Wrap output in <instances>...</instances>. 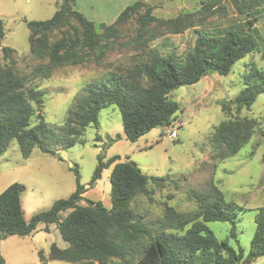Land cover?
I'll list each match as a JSON object with an SVG mask.
<instances>
[{
  "label": "trees",
  "instance_id": "trees-1",
  "mask_svg": "<svg viewBox=\"0 0 264 264\" xmlns=\"http://www.w3.org/2000/svg\"><path fill=\"white\" fill-rule=\"evenodd\" d=\"M218 1L208 0L200 10H208ZM233 2L240 13H253L252 17L242 25L216 28L213 33L196 30L193 46L184 55L149 47L147 40L154 38L151 25L155 23L157 29L163 28L167 33H181L199 26L200 17L184 12L159 19L151 13L154 7L142 0L124 7L111 24L100 23L98 30L77 9L76 0H59L48 19L25 20L31 55L48 62L34 65L30 73L20 72L15 50L1 46L5 62L0 67V156L13 139L24 157L33 148L45 153L53 152L58 145L68 148L86 126H98V112L109 104L117 105L125 137L130 142H136L153 128L171 126L180 108L169 98L172 90L194 84L210 72L227 74L237 60L260 52L264 38L255 22L264 11V0ZM133 18L138 25L133 46L139 53L132 56V65H119L116 70L107 71L100 83L83 87L59 130L47 125L42 113L35 109L42 107L44 91L33 84L34 79L48 77L57 67L81 64L91 55L94 59L102 57L110 39L119 31L118 26ZM3 22L0 18V40L5 33ZM261 92L264 69L252 67L239 94L221 104L228 118L214 128L210 137L218 158L235 155L260 128L255 119L238 114L243 108L248 109ZM110 166L111 207L84 199L86 188L80 183L76 168L75 189L29 219L24 217L21 207L24 186L17 182L8 185L0 192V240L10 235H30L44 223L45 230L54 224L68 244L61 248L52 242L48 259L68 264H242L264 257V205L256 208L255 231L245 255L241 247L236 250L226 238L218 239L206 225L213 221L229 222L230 236L237 242L239 210L244 208L228 200L216 185L211 193L194 191L197 207L193 212L178 213L167 206L164 221L150 228L134 212L131 202L139 194L151 198L149 181L161 188L167 177L148 176L129 159L112 156L104 160L98 155L90 184ZM63 212L66 213L62 215ZM39 261L37 264L46 263L41 254ZM0 264H4L1 255Z\"/></svg>",
  "mask_w": 264,
  "mask_h": 264
},
{
  "label": "rangeland",
  "instance_id": "rangeland-1",
  "mask_svg": "<svg viewBox=\"0 0 264 264\" xmlns=\"http://www.w3.org/2000/svg\"><path fill=\"white\" fill-rule=\"evenodd\" d=\"M29 1L34 10L27 9L28 13L24 16L27 20L50 18L57 8L55 3L58 2ZM102 1L91 11L92 19L89 18L95 23L97 30L100 23L111 24L116 19L117 12L119 14L124 7L136 0ZM142 1L154 7L151 13L159 19L176 17L184 12L200 17L199 26L187 28L181 33H167L163 28L157 29L155 23L151 25L154 38L147 40L149 47H155L161 52L175 51L178 55L190 51L196 30L213 33L216 28L242 25L253 15L240 13L233 0H219L203 11L200 9L208 0ZM41 3H49L44 5L48 7V13L43 12ZM19 5L26 6L25 0L14 3L7 0L0 7L7 12L5 17H0L4 21L5 32L4 38L0 40V67L5 62L1 46L7 45L15 50L16 68L20 72L30 73L34 65L45 64L48 60H39L31 55L26 19L20 18L22 15H13V6ZM143 10L144 8L141 12ZM255 26L264 38V11L256 20ZM118 27L119 31L110 39L111 43L102 57L94 59L95 56L91 55L81 64L57 67L48 77L34 79L33 84L44 91L42 107L35 106V109L42 113L47 125L59 130L70 105L83 87L90 83H100L107 71L116 70L119 65H132V56L139 53L133 46L138 25L133 18ZM263 51L264 44H261L260 52L240 58L227 74L210 72L194 84L181 85L172 90L169 98L180 107L175 112V121L171 126L151 129L136 142L126 139L116 104L101 108L98 112V126H86L79 139L68 148L58 145L49 153L33 148L30 155L24 157L16 141L11 140L0 156V192L11 183L22 184L24 189L20 195L21 207L24 217L29 219L33 214L48 209L55 200L66 198L75 189L73 169L76 168L79 181L86 188L84 199L100 201L104 206L111 207L109 175L112 166L105 168L101 178L92 185L90 180L98 155H102L104 160L119 156L121 160L135 162L148 176L167 177L161 188L149 181L151 198L139 194L131 202L134 212L141 216V221L148 227L154 228L158 222L164 221L167 206H172L178 213L193 212L197 207L194 191L211 193L213 185H216L228 200L244 208L243 211L239 210L237 242L230 236L232 225L229 222L213 221L206 225L218 239L226 238L230 246L236 250L241 247L246 255L255 231L256 208L264 205V92L256 96L248 109L243 108L238 114L255 119L260 128L235 155L225 159L218 158L210 137L214 128L228 118L222 111L221 104L239 94L244 87V77L252 67L264 69ZM232 111L236 115L234 109ZM172 129H176L175 138L168 137ZM117 135L118 138L115 139ZM39 225L42 229L46 227L44 223ZM49 227L52 230L54 224L47 226L48 229ZM42 229L37 228L32 239L6 237L4 245H7L5 251L10 264H37L40 262V254L46 259L45 264H68L48 259L49 239L54 241L60 235L58 230L56 233H49ZM63 243L68 245L64 240ZM243 264H264V257L245 261Z\"/></svg>",
  "mask_w": 264,
  "mask_h": 264
},
{
  "label": "crops",
  "instance_id": "crops-1",
  "mask_svg": "<svg viewBox=\"0 0 264 264\" xmlns=\"http://www.w3.org/2000/svg\"><path fill=\"white\" fill-rule=\"evenodd\" d=\"M9 1H12L14 3L17 0H9ZM102 2H103L102 0H76V6H77V9L80 12H82L86 17H88V19L89 18L92 19V17H91L92 12L91 11L97 5V3H102ZM110 2L111 1H109V3ZM6 3H7V0H0V7L3 4H6ZM25 4H26V6H23V5L13 6V11H14L13 15H22V16H20V18H22V17L26 16V13H28L27 9H29L30 11H33L34 10L31 2L29 0H25ZM46 4H49V3H46ZM46 4L45 3H41V6H42L41 9L43 10V12H47L48 13L49 12L48 7H44V5H46ZM55 5L57 7V2L55 3ZM24 7H27V8L25 9ZM55 10H56V8H55ZM6 15H7V12L4 11V10H2V9H0V17H5ZM117 15H118V12H117ZM24 19H26V18L24 17ZM40 226L41 225H39L38 228H41L42 229V227H40ZM50 228L51 227H49V229L46 230V231L47 232L49 231V233L50 232H55V233L57 232V228H56L55 225H54V227H52L53 228L52 230ZM42 230H45V229H42ZM33 233H31L30 235H27V236H19V237H23V238H27V239H32L33 238L32 237V234ZM15 236H17V235H10L9 237L7 236V238H11V237H15ZM7 238H3V239L0 240V255L4 259V264H10L8 262L7 253L5 251L7 249V245H4L5 244V240ZM54 239H55L54 241L52 239H49V243L51 244L52 242H55L61 248H65L66 247L64 245L63 240H62V238L60 236H56Z\"/></svg>",
  "mask_w": 264,
  "mask_h": 264
},
{
  "label": "built area",
  "instance_id": "built-area-1",
  "mask_svg": "<svg viewBox=\"0 0 264 264\" xmlns=\"http://www.w3.org/2000/svg\"><path fill=\"white\" fill-rule=\"evenodd\" d=\"M169 138H175L176 137V129H172L168 133Z\"/></svg>",
  "mask_w": 264,
  "mask_h": 264
},
{
  "label": "water",
  "instance_id": "water-1",
  "mask_svg": "<svg viewBox=\"0 0 264 264\" xmlns=\"http://www.w3.org/2000/svg\"><path fill=\"white\" fill-rule=\"evenodd\" d=\"M243 264V263H242Z\"/></svg>",
  "mask_w": 264,
  "mask_h": 264
}]
</instances>
